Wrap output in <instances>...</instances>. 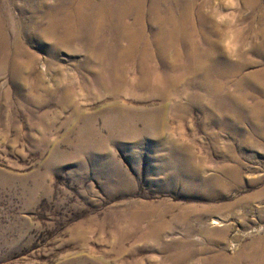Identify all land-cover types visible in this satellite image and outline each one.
Here are the masks:
<instances>
[{
  "label": "rangeland",
  "instance_id": "1",
  "mask_svg": "<svg viewBox=\"0 0 264 264\" xmlns=\"http://www.w3.org/2000/svg\"><path fill=\"white\" fill-rule=\"evenodd\" d=\"M251 1L212 0L215 22L229 24L214 51L201 34L195 55L116 47L113 65L132 72L116 93L94 81L81 41L48 56L26 44L35 78H73L81 114L62 91L35 104L13 62L0 72V264H264V0ZM140 61L156 68L149 92L137 87ZM191 156L202 173L187 171ZM231 169L242 184L223 189Z\"/></svg>",
  "mask_w": 264,
  "mask_h": 264
},
{
  "label": "bare ground",
  "instance_id": "2",
  "mask_svg": "<svg viewBox=\"0 0 264 264\" xmlns=\"http://www.w3.org/2000/svg\"><path fill=\"white\" fill-rule=\"evenodd\" d=\"M222 1L224 2V0ZM211 3L212 0H151L147 6V0H0V72L5 71L13 62L15 68L13 78L16 86L24 89L22 84L24 85L27 80L30 85L33 84L32 91L29 92L30 97L36 102H34L35 104L39 103L41 107H44L45 103L52 97L51 93L55 97L56 93L62 91L61 96L58 97L59 101L62 100L65 107L67 105L76 106L75 115L78 117L81 114V107H78L79 104L76 101L77 89L75 85L67 84L73 78L68 77L60 80L56 77L54 88L42 74L43 72L35 78L33 75L38 72L36 65L40 61L38 62V57L27 50L26 44L44 49L48 56V54L56 55L66 49L70 52L71 48L77 47V42L81 41L85 45L84 51L88 52L86 53L88 54V61L86 60L88 66L86 67L93 66L98 69L96 70L97 75L94 73L97 77L94 81H97L101 89L116 93L124 90L129 83V75L132 73L128 72L127 67H115L113 65L112 60L116 47L144 46L152 48L163 46L164 50L169 46L175 48L177 45H182L189 48L187 51L195 55L201 45V41L199 42L195 36L201 34L204 36L202 43L210 47L211 50L215 49L214 46L218 45L220 41L214 40L212 36L220 37L222 31L229 27V24L215 22L219 12L216 9L213 12L207 10ZM130 17H133V23L130 22ZM218 24L220 27L217 30ZM148 27H152L150 28L152 31L155 30L151 36L147 32ZM138 34H143L145 37L137 38L136 35ZM156 37H158V41ZM51 64L45 61L43 67L51 69ZM137 65L136 71L140 76L137 87L149 92L150 89L146 82L151 78L150 74H153L156 68L154 66L152 69L145 68L141 61ZM169 67L174 69L179 66L177 62H170ZM198 68L199 66L196 64L194 70H198ZM114 74L118 80L123 82L117 90L107 84L108 78H112ZM24 75V83H22L23 81L21 84L18 83V79ZM178 79L173 80L168 89L170 93L178 92L177 86L180 84ZM48 116L49 112H44L40 118L43 125L47 123L46 117ZM129 121V119L126 121L127 125H130ZM192 157L187 160L186 164L189 165L187 171L194 172V174L202 173L203 167L196 166L193 168L191 166ZM230 172L234 177L235 170L231 169ZM210 182L215 188L219 186V180L214 179ZM220 184L222 188L224 186L223 189H230L240 187L242 183L236 176L229 184L226 181H220ZM212 224L219 225L220 223L214 221ZM162 228L165 229L163 226L158 228L159 234L162 232ZM211 261H216L217 264L236 262L228 260V258L217 260V257H213Z\"/></svg>",
  "mask_w": 264,
  "mask_h": 264
},
{
  "label": "crops",
  "instance_id": "3",
  "mask_svg": "<svg viewBox=\"0 0 264 264\" xmlns=\"http://www.w3.org/2000/svg\"><path fill=\"white\" fill-rule=\"evenodd\" d=\"M218 110V109H217ZM221 123L223 122V121H220Z\"/></svg>",
  "mask_w": 264,
  "mask_h": 264
}]
</instances>
